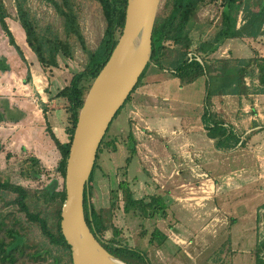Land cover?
<instances>
[{
  "label": "rangeland",
  "instance_id": "rangeland-1",
  "mask_svg": "<svg viewBox=\"0 0 264 264\" xmlns=\"http://www.w3.org/2000/svg\"><path fill=\"white\" fill-rule=\"evenodd\" d=\"M77 1L86 43L95 50L106 28L102 8L96 0ZM260 1L251 0L250 4L252 11L264 18V8L257 9ZM3 2L10 13L7 23L16 43L24 50L25 60L17 54L0 27V67H5L3 60L10 67L6 71L0 70V113L4 112L5 106L10 108L17 104V94L27 97L24 88L32 84L35 76H45L49 80V73L44 72L26 43L25 31L18 21L16 0ZM26 3L40 32L65 37L63 20L52 5L46 0H27ZM224 9L220 2L204 6L189 27L194 42L189 46L178 45L177 49L183 48L189 56L207 60L264 58L263 35L227 40L214 51L204 44L218 30ZM247 16L248 13L241 12L239 27L248 24ZM201 31L204 36L199 39ZM73 45L72 59L59 57V68L54 69L51 87L46 92L48 102L44 103L34 93L36 105L42 111L31 110L33 119L29 122L32 128L17 132L11 121L0 123V174L32 192L44 188L54 178L60 185L64 183L57 172L61 154L53 135L63 143L69 141L67 129L71 123L68 95L59 94L73 76L84 69L87 60L81 45L77 41H73ZM248 71L250 75L246 82L251 94L241 97L219 95L208 99L207 77L184 85L168 70L159 72L155 67L149 68L106 137V142L116 141L117 150L104 146L97 161L93 217L94 221L101 219L105 225V242L139 250L149 257L151 264H216L208 262L215 250L227 247L228 232L236 215L240 223L230 235L234 239L235 233H240L243 238V247L236 260L241 264L252 262L249 253L255 250L258 238L264 240V94L259 93L258 68L253 65ZM91 82L85 81V85L89 86ZM57 94L56 101H53L51 98ZM5 101L8 103L4 104ZM207 110L217 119L227 120L241 136L243 145L215 151L214 143L205 136L207 129L203 115ZM177 114L179 116L174 119ZM150 118L158 121L170 119V126L163 129L150 126ZM255 123L257 126L253 127ZM130 133L137 141L134 145L129 139ZM133 146L135 154L131 153ZM208 148L211 151H205V154L198 152ZM136 156L142 164L135 161ZM32 157L39 158L43 166L39 167L44 170L39 180L22 175ZM128 158L131 162H127ZM125 181L137 199L151 202L161 196L168 207V216L151 219L133 212L126 214L121 192L117 209H112L114 199L111 192ZM10 198L9 195H0V210H12V206L5 207ZM246 225L254 230L243 232ZM155 230L162 232L158 239L153 238ZM38 232L33 229L31 235L37 236Z\"/></svg>",
  "mask_w": 264,
  "mask_h": 264
},
{
  "label": "trees",
  "instance_id": "trees-1",
  "mask_svg": "<svg viewBox=\"0 0 264 264\" xmlns=\"http://www.w3.org/2000/svg\"><path fill=\"white\" fill-rule=\"evenodd\" d=\"M26 1L16 0L18 21L25 31L28 47L36 56L44 72L49 73V81L53 80L54 69L59 68L60 56L69 59L74 57L75 46L73 41H77L81 45L87 60L84 69L75 74L70 84L59 94V96L68 95V112L71 123L70 128L67 129L69 141L63 143L53 135L55 144L61 154L57 172L64 179L63 185H60L59 180L54 178L44 188L32 192L22 185L12 183L11 180L0 174V195H9L11 198L5 202V207L6 205L12 206V210L9 212L0 210V264H73L71 246L66 241L61 229V213L66 201L65 177L67 160L78 117L91 84L108 61L124 29L128 0H96L102 8L106 28L103 38L95 50L90 49L86 43L80 24V7L77 0H46L62 18L65 37L58 34L48 36L40 32L27 8ZM250 1L162 0V7L160 5L153 32L151 62L142 73L138 84L114 120L132 99L151 67L157 68L159 72L168 70L172 76L179 79L181 84L184 85L192 84L203 77H207L206 89L208 99H210L219 95L241 97L251 94V88L247 84L246 78L250 75L249 67L255 65L259 72V93L264 94V58L254 56L244 60L217 61L204 58H199L200 60H198L196 55L193 57L189 56L188 52L183 48L177 49L178 45L185 44L189 46V43L192 44L194 42V35L190 32L189 27L200 10L204 6L218 2L225 7L221 14L218 30L204 43L210 46L212 51L223 46L227 40L247 36H264V18L258 16L259 13L252 11ZM263 8L264 0H261L257 5V9L260 11ZM243 11L249 14L247 16L249 18L248 24L239 27V16ZM9 17L10 13L7 11L3 0H0V27L7 35L17 54L20 55L22 60H25L24 50L16 43L15 37L7 23ZM253 30H258L259 32L251 33ZM202 33L204 32L198 33L200 34L199 39L204 36ZM3 63L5 67H0V70H8L10 67L5 60H3ZM29 73L28 75L30 76L31 73ZM85 81L92 82L89 86H86ZM9 107L5 106L4 112L0 113V123L3 121L14 123L22 118L21 111L17 107ZM203 120L207 134L209 138L215 140L217 149L231 150L243 145L244 141L234 128L230 125L225 126L224 120L217 119L208 110L204 113ZM109 130L99 148L89 187L85 189V218L91 231L111 255L126 264L135 263V261H140L139 264H151L149 257L139 250L130 249L114 242H105L103 240L105 225L101 219L98 222L94 221L93 215L96 208L93 204L92 196L95 173L98 168L97 161L104 146L112 148L113 151L117 150L115 140L106 142ZM129 139L133 145L136 144L137 141L132 133L129 134ZM131 153H136L134 146L131 148ZM29 160V163H27L29 166L23 168L22 175L39 180L44 172L41 169L43 168L42 163L37 157L29 158ZM127 162H131V158H128ZM119 192L122 193L123 210L126 214L133 212L151 219L156 217L166 218L168 216V207L161 196L153 198L151 202H147L144 198L137 199L128 181L121 182L118 189L111 192L114 199L112 209H117L119 205ZM19 214L24 217H20ZM33 229L39 231L37 236L31 235ZM161 236L162 232L159 230H155L153 233L154 239H158ZM256 256L257 263L264 264V240H260Z\"/></svg>",
  "mask_w": 264,
  "mask_h": 264
},
{
  "label": "water",
  "instance_id": "water-1",
  "mask_svg": "<svg viewBox=\"0 0 264 264\" xmlns=\"http://www.w3.org/2000/svg\"><path fill=\"white\" fill-rule=\"evenodd\" d=\"M162 0H128L124 29L93 80L75 127L65 177L61 229L73 264H126L91 231L84 208L97 155L110 125L138 84L153 54V32Z\"/></svg>",
  "mask_w": 264,
  "mask_h": 264
},
{
  "label": "crops",
  "instance_id": "crops-1",
  "mask_svg": "<svg viewBox=\"0 0 264 264\" xmlns=\"http://www.w3.org/2000/svg\"><path fill=\"white\" fill-rule=\"evenodd\" d=\"M37 79H39V81H37ZM174 79L176 81L179 80L176 77H174ZM38 82H40V83L38 84ZM49 84H50V81L45 76L44 77H40V75H38V76H35L34 81H32V84L29 87L25 86L24 91L26 92L27 97L26 96H19V94H17V97H19V101L17 102L16 105H13V106L17 107L21 111L22 118L19 121L12 123L14 125L15 131L22 132V130H30L32 128V126H31V124L29 122V121L32 122V119H33L31 110H33L35 108L36 110L38 109L39 113L42 111L39 108V106L36 105L37 99H35L34 93L38 94L39 97H41V101H43L44 103L48 102V99H47V95L48 94L46 92H47V89L51 87ZM57 95H55V98H51V99H53V101H56L54 99H57L56 98ZM48 98H49V96H48ZM31 103H32V105H31ZM178 116H179V114H177L173 118L176 119V117H178ZM169 121H170V119L158 121V120H154V119L150 118L149 124H150V126H154L156 128L160 127L161 129H163V128H166V127L170 126ZM226 121H225V126H228L229 124ZM179 126L181 127V125H179ZM256 126H257V123H255L253 125V127H256ZM259 126H258V128H260ZM262 128L264 129V127H262ZM205 136H206V138H208L210 141H212L214 143V150L218 151L219 149H217L216 146H215V140L209 138L207 132L205 133ZM205 151L209 152L211 150H209V148L207 150L199 149L198 152L201 155V153L205 154L206 153ZM135 161L137 163H139V164H142L140 159H138V156L135 157ZM235 219L237 220L236 215L234 216V218H232V220H233L232 221L233 222L232 226L233 227L231 226L232 228L228 232L229 241H228V244L226 242V246L227 247L225 248V250H224V248H222L220 251L215 250L213 252V254H212V258L210 259V261L208 263L215 262L216 264H225V263L226 264H241L240 261L236 260V259L238 258L239 253H240V251H241V249L243 247V238H242L240 233L239 234L235 233V238L234 239L230 235L233 232V228L240 223V218L239 217H238L237 221ZM246 228L247 229L243 230V232H245L247 230L248 231L249 230H254V228L252 229L250 225H246ZM260 240L261 239H259V238L257 239V245L255 247V250L258 248ZM255 250L252 253H249L251 255L250 258H251L252 262H249L248 264H258ZM243 264H246V262H244Z\"/></svg>",
  "mask_w": 264,
  "mask_h": 264
},
{
  "label": "built area",
  "instance_id": "built-area-1",
  "mask_svg": "<svg viewBox=\"0 0 264 264\" xmlns=\"http://www.w3.org/2000/svg\"><path fill=\"white\" fill-rule=\"evenodd\" d=\"M199 60V58H197Z\"/></svg>",
  "mask_w": 264,
  "mask_h": 264
}]
</instances>
